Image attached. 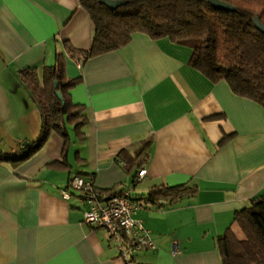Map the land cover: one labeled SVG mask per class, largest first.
Listing matches in <instances>:
<instances>
[{
    "label": "crops",
    "instance_id": "crops-1",
    "mask_svg": "<svg viewBox=\"0 0 264 264\" xmlns=\"http://www.w3.org/2000/svg\"><path fill=\"white\" fill-rule=\"evenodd\" d=\"M92 33L78 0H0V153L38 136L40 109L19 72L41 74L57 53L66 77L80 78L69 94L87 117L83 139L69 127L65 152L52 131L27 158L0 163V264H126L105 228L83 222L84 203L69 188L75 174L106 193L131 190L134 217L156 246L133 264H222L216 239L236 210L264 195L263 107L211 82L188 65L191 49L168 38L135 33L79 67L64 43L83 55ZM147 140L138 168L133 159ZM181 184L198 191L172 203L147 199L154 186Z\"/></svg>",
    "mask_w": 264,
    "mask_h": 264
},
{
    "label": "trees",
    "instance_id": "trees-1",
    "mask_svg": "<svg viewBox=\"0 0 264 264\" xmlns=\"http://www.w3.org/2000/svg\"><path fill=\"white\" fill-rule=\"evenodd\" d=\"M78 1L93 24L90 48L80 51L85 58L124 47L135 33L153 40L168 38L191 49L188 65L213 83L226 81L234 94L253 100L264 109V32L254 23L257 17L264 26V0H221L230 9H218L208 0H119L123 3L116 8L99 0ZM64 47L67 52L74 51L67 42ZM19 74L40 109V131L16 153H0V163L27 158L42 147L52 131L64 139V152L70 144L69 127L78 139H83L85 108L73 103L69 94L80 78L66 77L64 54L57 53L55 63L44 66L41 74L33 68ZM233 136L234 132L223 133L218 145ZM150 145L151 140H147L137 150L133 160L138 168L148 156ZM197 191V186L189 184L154 186L147 199L154 204L172 203ZM216 246L222 264H264V195L234 212L232 225L216 239Z\"/></svg>",
    "mask_w": 264,
    "mask_h": 264
},
{
    "label": "built area",
    "instance_id": "built-area-1",
    "mask_svg": "<svg viewBox=\"0 0 264 264\" xmlns=\"http://www.w3.org/2000/svg\"><path fill=\"white\" fill-rule=\"evenodd\" d=\"M70 54L76 57L77 65L81 67L85 57L74 52ZM145 172V168H141L134 183L141 179ZM69 188L76 191L84 203L83 222L105 228L119 257L126 264H133L136 254L156 249L149 230L141 219L134 217L137 207L132 203L131 190L108 194L95 187L92 178L79 174L71 177ZM62 195L66 199L70 198L68 190H64ZM173 246L175 252L178 246L175 241Z\"/></svg>",
    "mask_w": 264,
    "mask_h": 264
},
{
    "label": "water",
    "instance_id": "water-1",
    "mask_svg": "<svg viewBox=\"0 0 264 264\" xmlns=\"http://www.w3.org/2000/svg\"><path fill=\"white\" fill-rule=\"evenodd\" d=\"M99 2L102 4H105L106 6L110 8H116L123 3L122 1H119V0H99ZM208 3L218 9H230L231 8L228 4L222 2L221 0H208ZM254 23L259 30L264 32V26L260 23L257 17L254 18ZM56 84L57 83L55 82V85ZM57 95L59 99L62 100V95L60 94V92H58Z\"/></svg>",
    "mask_w": 264,
    "mask_h": 264
}]
</instances>
